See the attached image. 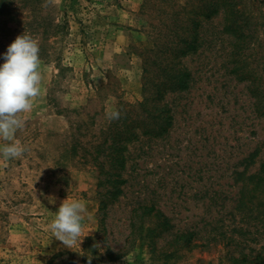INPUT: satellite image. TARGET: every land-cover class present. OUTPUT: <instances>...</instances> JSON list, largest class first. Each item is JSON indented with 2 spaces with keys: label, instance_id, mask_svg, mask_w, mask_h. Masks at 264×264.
Masks as SVG:
<instances>
[{
  "label": "rangeland",
  "instance_id": "1",
  "mask_svg": "<svg viewBox=\"0 0 264 264\" xmlns=\"http://www.w3.org/2000/svg\"><path fill=\"white\" fill-rule=\"evenodd\" d=\"M174 2L0 0V53L31 34L42 73L26 151L0 155V264H263L264 0H239L245 42L220 13L182 57ZM66 198L86 205L69 246L50 230Z\"/></svg>",
  "mask_w": 264,
  "mask_h": 264
},
{
  "label": "clouds",
  "instance_id": "2",
  "mask_svg": "<svg viewBox=\"0 0 264 264\" xmlns=\"http://www.w3.org/2000/svg\"><path fill=\"white\" fill-rule=\"evenodd\" d=\"M39 43L31 34L23 32L7 46L0 62V155L5 159L18 158L26 151L25 146L15 140V133L24 126L19 113L28 112L33 98L41 92ZM109 119H118L119 110L107 113ZM55 203L53 197H48ZM86 205L78 199H64L50 223L53 236L69 246L80 236L83 213ZM90 264V262H89Z\"/></svg>",
  "mask_w": 264,
  "mask_h": 264
},
{
  "label": "trees",
  "instance_id": "3",
  "mask_svg": "<svg viewBox=\"0 0 264 264\" xmlns=\"http://www.w3.org/2000/svg\"><path fill=\"white\" fill-rule=\"evenodd\" d=\"M172 11L170 12V23L168 33V46L166 50L176 53L178 57L188 55L198 49V34L202 24V19H211L220 13H223L225 30L235 35L240 41L245 42L251 33V25H253V14L239 8V0H173ZM10 4L4 6V11L10 10ZM3 13L2 11H0ZM250 29V30H249ZM249 32V33H248ZM175 80V88L178 90H186L189 87V73L173 72ZM177 81V82H176ZM174 87V86H173ZM171 118V116L169 115ZM170 118L168 121L171 123ZM261 170L264 171V162L261 164ZM153 209V208H152ZM162 217L160 225L166 228L173 227L168 216L159 211ZM194 233L190 232L189 236ZM261 256L257 255L256 260L260 261ZM264 259V258H263ZM250 264H254L253 260H248ZM264 264V260H262Z\"/></svg>",
  "mask_w": 264,
  "mask_h": 264
}]
</instances>
